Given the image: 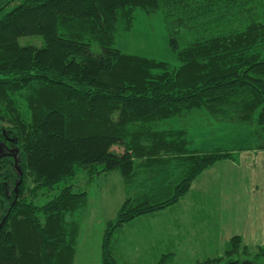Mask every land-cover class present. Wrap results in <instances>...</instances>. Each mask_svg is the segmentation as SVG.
<instances>
[{
    "label": "trees",
    "instance_id": "trees-1",
    "mask_svg": "<svg viewBox=\"0 0 264 264\" xmlns=\"http://www.w3.org/2000/svg\"><path fill=\"white\" fill-rule=\"evenodd\" d=\"M6 1L0 122L8 127L0 126V145L17 148L21 175L12 155L0 158V206L9 208L0 264H24L15 228L21 222L33 230L37 264H74L79 224L66 218L84 208L85 193L66 186L41 206L21 196L52 191L78 170L99 166L118 171L131 192L102 243L101 263L120 264L112 253L119 228L174 206L205 170L234 159L225 150L191 149L187 132L168 120L205 110L246 122L259 112L264 131V0H21L5 11ZM138 10L162 17L179 66L116 47ZM24 37H41L43 45H22ZM16 179L17 201L9 204L7 182ZM246 249L233 238L225 258L196 264H238L234 256ZM260 252L256 257H264V247Z\"/></svg>",
    "mask_w": 264,
    "mask_h": 264
},
{
    "label": "rangeland",
    "instance_id": "rangeland-1",
    "mask_svg": "<svg viewBox=\"0 0 264 264\" xmlns=\"http://www.w3.org/2000/svg\"><path fill=\"white\" fill-rule=\"evenodd\" d=\"M8 1L9 3H7ZM20 1L21 0H7L5 11H9ZM20 42L22 45L37 47L43 45L41 37H24ZM116 47L125 53L168 62L173 67L180 65L177 53L170 47L169 36L162 21V17L160 15H148L143 10H138L136 12V19L131 30H120ZM92 51L97 55L101 53V49L95 45L92 46ZM258 115L259 112L256 113L251 120L246 122H229L217 119V117L205 110H196L190 113V115H185L181 118H172L167 121V124H170L176 131L180 130L187 132V139L191 142V149L202 152L225 150L232 153L234 159L223 161H234L238 158L240 162L243 156L250 158L254 156H264V131L260 129L257 119ZM5 120L6 119L0 122V126L3 125L8 127ZM6 132L7 130L5 133ZM8 154L12 155L14 158V169L17 173H20L16 174L18 178V176L21 175L20 153L16 147H9L3 143V145H0V158ZM227 165L228 166H222V168H218L214 172L209 173L205 182L206 188L212 193L208 198L211 204H216L218 200V208L225 205L231 206L233 203L236 204L240 198H243L245 202H247L248 199L251 200V193L248 195L246 189L248 183L254 182V179L249 178L247 179L248 182L244 180V183L238 181V176L235 175L234 171H239L240 166H238L237 163L234 165L232 162H227ZM211 167L207 170L211 169ZM231 176H234V178L231 179ZM221 181L228 184L230 188L237 190L239 198L233 197V195L226 196L227 194L224 192L221 193L219 189L222 188ZM15 183L16 185L11 180L7 182L6 196L9 204L13 203L14 200L17 201L18 186L21 184V179H16ZM235 185L237 187H235ZM66 186H71L75 192L85 193L86 196L84 208H82L77 215H68L66 218L68 222L74 220L79 224L80 232L76 244L74 264H102V243L107 225L110 221L116 219L119 209L131 195V192H127L123 178L118 171L109 173L103 172V169L99 166L97 170H78L71 179L61 182L52 191H37L33 193L30 190L26 191L25 194H22L21 200H24V198L27 200H34L33 202L35 204L41 206L49 199L58 195ZM29 187H34L30 180L28 182V188ZM260 190H264V185ZM188 194L174 205L182 206L183 209L173 210L172 207L174 206H171L165 209L166 211L162 210L165 212L160 211L161 213L157 212L158 214L155 213L152 216L138 218L125 224L114 233L112 253L120 264H157L160 258L158 255L160 250L159 240L165 238V243H167V241L173 240L172 237L174 236H178V239L175 240L181 244L178 245L177 248L175 247L177 252L174 257L172 255L163 256L166 264H196L198 262H205L209 259H216L219 257L225 258L224 253V255L219 257L202 260L204 258L202 256H205L208 248H212L210 246L211 244L199 241H194L195 243H193L190 240H185L186 235L189 233V224L187 222L190 217L184 214V211L190 204L199 205L200 201L198 202L197 200L201 197H206H199V195L195 193L192 195V201L191 199H188V201L186 200ZM212 201L214 203H212ZM8 210L9 208L3 209L0 206V228L8 217ZM215 223L216 222H213V232L215 231ZM162 224H166L163 229L160 227ZM196 226L198 227V229L195 228L197 229L196 234L198 230L205 227V225L198 224ZM15 228L20 238L23 253L25 254L24 264H37L33 255H30V249H32L35 244V236L33 235L32 228L28 225V222H21ZM202 231L204 232V229ZM234 238L241 239L238 235ZM263 247L264 246L259 247L256 254L252 253L249 249L245 251L240 250L238 255L234 256V258L239 261L238 264H242L247 260L264 264V257H256L258 253H261L260 251ZM226 249H228V246Z\"/></svg>",
    "mask_w": 264,
    "mask_h": 264
},
{
    "label": "crops",
    "instance_id": "crops-1",
    "mask_svg": "<svg viewBox=\"0 0 264 264\" xmlns=\"http://www.w3.org/2000/svg\"><path fill=\"white\" fill-rule=\"evenodd\" d=\"M223 162L216 164L211 167V169L200 175L193 183L192 189L186 199H191L192 201V195L195 193H197L199 197H207L199 198L197 200L198 202L200 201L199 205L190 204V206H187L188 208L184 211V214H187L190 217L187 222L189 224V233L186 235L185 240H190L193 243L197 241L210 243V246L213 248H208L205 256H202L204 257L202 260L224 255L230 240L237 235L241 237L243 245L246 246L252 253L256 254L258 252V248L264 246V190H260V188L264 185V156H254L252 158L243 156L240 162L238 158L234 161ZM227 162H232L234 165L237 163L238 166H240L239 171H234L235 175L238 176V181L244 183V180L247 181L249 178L254 179V182L248 183V187L246 189L248 195L251 193V200L248 199V201L245 202L243 198H240L236 204L233 203L231 206L225 205L218 208V200L216 204H211L208 197H210L212 193L208 188H206L205 182L209 173L214 172L218 168H222V166H228ZM232 178H234V176H231V179ZM221 184L222 188H219L221 193L224 192L227 194L226 196L233 195V197L239 198L237 190L230 188L229 185L223 181H221ZM235 187L237 186L235 185ZM212 203L214 202L212 201ZM181 208L182 206L179 205L172 207L173 210H181ZM213 222H216L214 224V232ZM197 224L205 225V227L198 230V233L196 234L198 229L196 226ZM165 225L162 224L160 227L163 229ZM203 229L204 232L202 231ZM172 239L173 240L167 241V243H165V238L159 240L160 250L158 255L160 258L164 255H172L174 257L177 252L175 247L177 248V246L181 243L179 244L175 240L178 239V236H174Z\"/></svg>",
    "mask_w": 264,
    "mask_h": 264
},
{
    "label": "flooded vegetation",
    "instance_id": "flooded-vegetation-1",
    "mask_svg": "<svg viewBox=\"0 0 264 264\" xmlns=\"http://www.w3.org/2000/svg\"><path fill=\"white\" fill-rule=\"evenodd\" d=\"M8 155H10V154H8Z\"/></svg>",
    "mask_w": 264,
    "mask_h": 264
}]
</instances>
